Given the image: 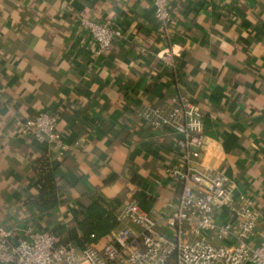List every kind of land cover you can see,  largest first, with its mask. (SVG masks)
Returning <instances> with one entry per match:
<instances>
[{"label": "crops", "instance_id": "crops-1", "mask_svg": "<svg viewBox=\"0 0 264 264\" xmlns=\"http://www.w3.org/2000/svg\"><path fill=\"white\" fill-rule=\"evenodd\" d=\"M174 36L155 35L150 0H0V224L88 239L83 212L101 196L116 212L137 202L172 216L181 189L166 173L180 160L176 137L140 116L188 95L204 114V162L220 168L264 214V0H170ZM116 22L125 39L108 54L79 24ZM176 54L173 68L159 53ZM59 116L60 155L21 135L25 120ZM46 157L59 191L38 207L35 163ZM108 235L118 224L105 219ZM136 231L137 227H133ZM164 232L166 229H162Z\"/></svg>", "mask_w": 264, "mask_h": 264}, {"label": "built area", "instance_id": "built-area-1", "mask_svg": "<svg viewBox=\"0 0 264 264\" xmlns=\"http://www.w3.org/2000/svg\"><path fill=\"white\" fill-rule=\"evenodd\" d=\"M150 1L155 35L170 44V0ZM79 24L96 42L98 55L108 54L116 40L125 39L112 20L99 24L81 18ZM158 57L174 67L172 50ZM140 116L155 130H168L176 137L180 160L166 170L181 189L172 216L162 220L137 202L125 204L115 215L118 229L102 249L87 240L82 245L60 243L54 232L33 227L25 228L16 240V230L0 224V264H264V214L251 196L238 193L223 170L205 164L208 142L201 108L188 95L176 93L164 107L148 108ZM58 124L57 114L42 112L23 122L21 135L62 155L67 146Z\"/></svg>", "mask_w": 264, "mask_h": 264}, {"label": "trees", "instance_id": "trees-1", "mask_svg": "<svg viewBox=\"0 0 264 264\" xmlns=\"http://www.w3.org/2000/svg\"><path fill=\"white\" fill-rule=\"evenodd\" d=\"M34 169L37 175V194L32 196L29 200L34 202L38 207H56L59 203L57 197L59 187L57 186V178L51 164L46 157H43L35 163ZM104 202L105 199L98 196L94 203L83 212V224L88 238L86 240L94 246H99L108 235L103 221L107 219L116 222L114 212L105 209ZM91 235H95V238L91 239ZM77 237L76 230H71L67 234V237L59 238V240L60 243H74L78 240ZM110 240L104 244H108Z\"/></svg>", "mask_w": 264, "mask_h": 264}]
</instances>
